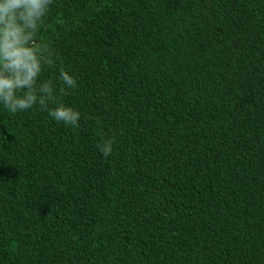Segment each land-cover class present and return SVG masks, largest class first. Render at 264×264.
<instances>
[{
	"label": "trees",
	"instance_id": "16d2710c",
	"mask_svg": "<svg viewBox=\"0 0 264 264\" xmlns=\"http://www.w3.org/2000/svg\"><path fill=\"white\" fill-rule=\"evenodd\" d=\"M39 37L81 119L0 107V264H264V0H52Z\"/></svg>",
	"mask_w": 264,
	"mask_h": 264
},
{
	"label": "clouds",
	"instance_id": "9594fccd",
	"mask_svg": "<svg viewBox=\"0 0 264 264\" xmlns=\"http://www.w3.org/2000/svg\"><path fill=\"white\" fill-rule=\"evenodd\" d=\"M51 4L52 0H0V107L11 114L38 107L55 123L76 128L80 112L58 103L56 85L43 78L45 68L54 64L50 45L39 37ZM58 80L59 93L77 87L76 78L64 69ZM102 153L107 160L111 145L105 144Z\"/></svg>",
	"mask_w": 264,
	"mask_h": 264
}]
</instances>
